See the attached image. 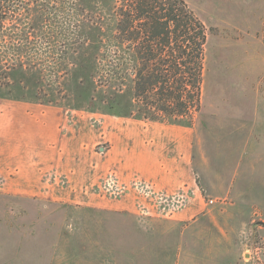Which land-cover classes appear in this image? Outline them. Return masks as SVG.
I'll return each mask as SVG.
<instances>
[{"label": "crops", "instance_id": "0c3cea01", "mask_svg": "<svg viewBox=\"0 0 264 264\" xmlns=\"http://www.w3.org/2000/svg\"><path fill=\"white\" fill-rule=\"evenodd\" d=\"M242 1L219 0V9ZM250 98L222 119L213 108L215 122L185 126L0 97V264H54L50 240L40 258L24 247L34 239L1 229L51 227L72 212L77 223L142 226V244L160 247L158 264L167 245L174 264H249L250 236L264 246V88ZM156 194L183 202L163 212Z\"/></svg>", "mask_w": 264, "mask_h": 264}, {"label": "rangeland", "instance_id": "374dc122", "mask_svg": "<svg viewBox=\"0 0 264 264\" xmlns=\"http://www.w3.org/2000/svg\"><path fill=\"white\" fill-rule=\"evenodd\" d=\"M2 1L0 18H5L0 21V97L106 115L101 99L112 95V90L105 82L102 55L112 57L113 43L108 37L116 0ZM186 1L211 29L205 48L201 108L194 118L199 126H205L215 122L210 117L213 108L221 113L217 119H222L223 111L246 106L253 92L264 88V0H243L237 11L235 7L220 11L219 0H212L209 10L199 0ZM131 98V92H124L121 106L132 104ZM78 216L72 212L66 223H52L51 227L44 223H8L1 235L31 237L34 244L24 247L34 248L40 258L45 256L50 240L55 250L54 264L161 262L158 245L142 244L149 238L142 226L117 229L113 223H77ZM164 248V263L174 264L175 248ZM247 249L249 264H256L257 257L264 263L263 243L254 234Z\"/></svg>", "mask_w": 264, "mask_h": 264}, {"label": "trees", "instance_id": "16d2710c", "mask_svg": "<svg viewBox=\"0 0 264 264\" xmlns=\"http://www.w3.org/2000/svg\"><path fill=\"white\" fill-rule=\"evenodd\" d=\"M112 20L108 37L113 43L112 57L102 55L105 82L112 90V95L101 99L106 113L192 125L201 108L211 29L184 0H116ZM124 92L132 96V104L126 107L120 103ZM88 101L95 105L91 98Z\"/></svg>", "mask_w": 264, "mask_h": 264}, {"label": "built area", "instance_id": "2783aa9c", "mask_svg": "<svg viewBox=\"0 0 264 264\" xmlns=\"http://www.w3.org/2000/svg\"><path fill=\"white\" fill-rule=\"evenodd\" d=\"M113 186H114V181L112 179H109L105 183V186L103 188L106 191H112L111 189H113ZM99 190H100V188H99ZM154 197L156 198V204H158V206L160 207V209L163 212H166V211H168L170 209H174L175 207H178L183 202L182 201V196H180V195H172L170 197H167V196H165L163 194H156V195H154ZM208 203L212 204L213 201L210 200V201H208ZM256 256H258V253H256ZM248 257H249V259H251L252 258L251 254H249ZM256 264H262V262L259 259V257H257V259H256Z\"/></svg>", "mask_w": 264, "mask_h": 264}, {"label": "water", "instance_id": "95a60500", "mask_svg": "<svg viewBox=\"0 0 264 264\" xmlns=\"http://www.w3.org/2000/svg\"><path fill=\"white\" fill-rule=\"evenodd\" d=\"M262 225H264V223H261Z\"/></svg>", "mask_w": 264, "mask_h": 264}]
</instances>
